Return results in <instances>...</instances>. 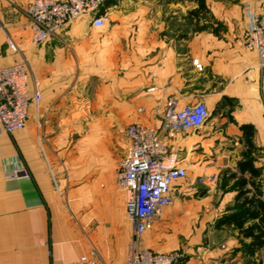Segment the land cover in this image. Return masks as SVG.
Here are the masks:
<instances>
[{
  "label": "crops",
  "instance_id": "1",
  "mask_svg": "<svg viewBox=\"0 0 264 264\" xmlns=\"http://www.w3.org/2000/svg\"><path fill=\"white\" fill-rule=\"evenodd\" d=\"M29 1L0 0V67L20 59L12 37L42 94L23 130L0 135V264H127L134 245L177 264H264V67L244 9L264 16V0H106L104 26L79 18L42 44ZM198 102L207 120L170 140L188 176L137 237L116 184L126 127ZM18 159L31 177L6 180ZM215 169L221 198L197 182Z\"/></svg>",
  "mask_w": 264,
  "mask_h": 264
},
{
  "label": "built area",
  "instance_id": "2",
  "mask_svg": "<svg viewBox=\"0 0 264 264\" xmlns=\"http://www.w3.org/2000/svg\"><path fill=\"white\" fill-rule=\"evenodd\" d=\"M106 0H30L26 12L27 28L34 43L42 44L57 34L65 25L79 19H90L97 27L104 26L106 15L102 13ZM263 0H253L255 4ZM244 9L249 17L245 31L248 46L259 56L264 67V16L247 2ZM9 48L20 59L11 65L0 67V135L23 130L30 116V108L41 102L40 80L22 54L12 37L8 38ZM196 68L202 63L194 60ZM143 110V109H141ZM210 115L204 102L178 108L168 106L162 116L160 127L143 122L130 123L126 127L129 146L117 162L116 184L126 194V212L134 226V234L141 237L153 228L156 220L166 207L175 201L173 186L188 176L189 168L179 163L178 150L170 140L185 137L201 128ZM209 174H200L197 182L211 185ZM6 180L30 178L28 167L16 160L4 171ZM177 254H165L152 250L131 247L127 264H177ZM52 264H98L97 260L83 255L74 262Z\"/></svg>",
  "mask_w": 264,
  "mask_h": 264
},
{
  "label": "rangeland",
  "instance_id": "3",
  "mask_svg": "<svg viewBox=\"0 0 264 264\" xmlns=\"http://www.w3.org/2000/svg\"><path fill=\"white\" fill-rule=\"evenodd\" d=\"M212 164H214V163H212ZM209 175H211L210 176V180L212 179V184L209 186V185H206L207 186V188H208V190H212V193H213V197L212 198H221L222 197V195L224 194V190H226L227 189V187L226 188H224V186H223V183H224V181H221L220 180V177H219V174H218V171L215 169V172H211V174H209ZM220 184H221V186H220ZM205 185V184H204ZM232 188V187H231ZM230 188V189H231ZM66 190V189H65ZM207 189H205V191H206ZM211 193V194H212ZM240 209V208H239Z\"/></svg>",
  "mask_w": 264,
  "mask_h": 264
}]
</instances>
